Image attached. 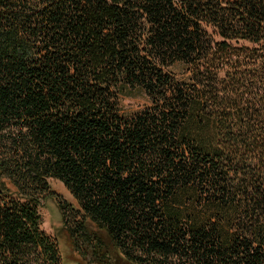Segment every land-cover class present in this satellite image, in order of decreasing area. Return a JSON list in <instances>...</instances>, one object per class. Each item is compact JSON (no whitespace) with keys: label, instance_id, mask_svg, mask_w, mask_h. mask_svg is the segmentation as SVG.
Segmentation results:
<instances>
[{"label":"trees","instance_id":"trees-1","mask_svg":"<svg viewBox=\"0 0 264 264\" xmlns=\"http://www.w3.org/2000/svg\"><path fill=\"white\" fill-rule=\"evenodd\" d=\"M53 198L95 264H264V0H0V264Z\"/></svg>","mask_w":264,"mask_h":264},{"label":"rangeland","instance_id":"rangeland-1","mask_svg":"<svg viewBox=\"0 0 264 264\" xmlns=\"http://www.w3.org/2000/svg\"><path fill=\"white\" fill-rule=\"evenodd\" d=\"M179 73V70L176 71ZM121 108L127 115L136 113L149 105L148 98L142 92H128L121 101ZM58 197L70 202L76 206L70 193L64 188L62 184L57 181L50 182ZM42 229L51 237L57 240L62 255V264H95L89 260H84L74 250L68 233L63 226L62 216L59 206L55 198L48 199L43 203L42 209Z\"/></svg>","mask_w":264,"mask_h":264}]
</instances>
